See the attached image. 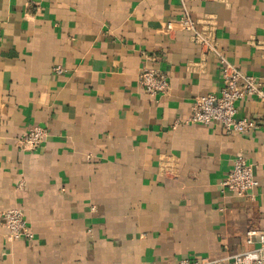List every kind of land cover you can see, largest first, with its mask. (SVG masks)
I'll return each mask as SVG.
<instances>
[{
  "label": "crops",
  "instance_id": "0c3cea01",
  "mask_svg": "<svg viewBox=\"0 0 264 264\" xmlns=\"http://www.w3.org/2000/svg\"><path fill=\"white\" fill-rule=\"evenodd\" d=\"M184 16L215 51L180 27ZM224 61L259 85L262 96L236 104L253 131L181 123L195 97L219 94ZM148 68L166 75L167 94L143 92ZM34 126L45 141L22 150ZM238 156L252 165V197L222 189ZM10 209L32 238L8 241L0 224V264L250 250L247 233L264 232V0H0V211Z\"/></svg>",
  "mask_w": 264,
  "mask_h": 264
},
{
  "label": "built area",
  "instance_id": "2783aa9c",
  "mask_svg": "<svg viewBox=\"0 0 264 264\" xmlns=\"http://www.w3.org/2000/svg\"><path fill=\"white\" fill-rule=\"evenodd\" d=\"M181 28L195 33V41L200 45L215 51L214 45L206 35L194 31V24L187 16L178 23ZM172 29V23L165 24V31ZM57 74L62 69L56 68ZM222 86L218 95L207 94L195 97L189 116L181 123L184 125H196L209 127L219 125L227 135L247 133L256 129V124L248 119L236 117V104L251 96H262L259 85L254 77L246 75L223 62L221 72ZM139 85L143 92L150 97L165 95L169 91V83L166 75L157 68L142 70L139 75ZM180 121H175L172 128H176ZM46 133L39 127H31L18 138L22 150L32 151L42 146ZM222 189L233 197H252L257 187L252 165L247 163L244 157L238 156L232 162V167L222 181ZM0 224L7 232L8 241L30 240L32 234L23 219L22 211L10 209L0 211ZM246 243L252 248L239 255H234L231 261L211 260L206 257L183 259L177 264H264V232L249 231L246 235Z\"/></svg>",
  "mask_w": 264,
  "mask_h": 264
}]
</instances>
